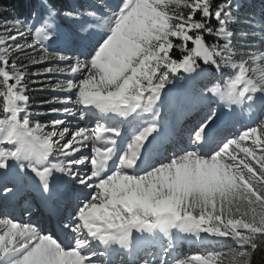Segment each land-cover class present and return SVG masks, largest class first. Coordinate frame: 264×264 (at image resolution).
<instances>
[{
    "label": "snow or ice",
    "instance_id": "6c2138e0",
    "mask_svg": "<svg viewBox=\"0 0 264 264\" xmlns=\"http://www.w3.org/2000/svg\"><path fill=\"white\" fill-rule=\"evenodd\" d=\"M27 3L0 20V264H222L209 246L233 241L228 264H252L264 25L234 31V0ZM29 84L59 93L46 111H31Z\"/></svg>",
    "mask_w": 264,
    "mask_h": 264
},
{
    "label": "rangeland",
    "instance_id": "374dc122",
    "mask_svg": "<svg viewBox=\"0 0 264 264\" xmlns=\"http://www.w3.org/2000/svg\"><path fill=\"white\" fill-rule=\"evenodd\" d=\"M93 1L97 2L96 5L99 6V7L95 6V8L98 10V12L105 11V9H104L105 8V4H110L111 2L112 3L114 2V0H89V1H86V2L91 4V5H93V3H91ZM234 3H238L240 5V8L236 11L237 22L232 27H236V29H244L245 31H249L250 32V31H252V27H251V25L245 23L246 20L252 21L254 24L255 23H260V24L264 25V0H260L258 3L257 2L250 3L248 0L247 1L234 0ZM246 12H247V15H243V13H246ZM244 17H246V18H244ZM89 20H90V18H85L84 20L81 21V25L86 28ZM256 30L260 31L261 29H256ZM33 36H34V33H33ZM249 39H252V38L249 37ZM242 43H246V41L241 40L237 36V38H236L237 58L239 56V53L241 51H243V49L240 48V45ZM41 67H43V66L42 65H35V66H33V71H35V70H37V69H39ZM34 79L44 80L45 78L44 77H40V78H34ZM51 83L55 84L56 83V79H52ZM40 87H42L41 84H29V92H30L31 102H32L31 111H34V112H36V111H39V112L46 111L48 106L44 105L43 107H38V103L40 101H42V100L50 99L52 96L59 94V93H56V92H53V91H50V90L33 91V89H38ZM251 114H253V113H251ZM246 115H248V113H245V116H244L245 119H246ZM256 117H257V114L252 118V120H255ZM42 122H45V121L42 119ZM34 200H35V198H34ZM38 202H39L38 199L36 201H33L35 207H37V203ZM43 210H44L46 215H49V212H48L47 209L43 208ZM49 223H51V222H49ZM53 226H55V227H53ZM51 228L53 229V232H55L56 229H58L56 227V223H53V224L51 223ZM237 247L238 246L233 241V242H231V244L229 246L221 247V246L217 245V246H214V247L210 248V250L211 251H215V252H223V253H225V255H223L221 257L222 264H228L229 259H230V256L228 255V253L231 250H236ZM199 254H201V253H199Z\"/></svg>",
    "mask_w": 264,
    "mask_h": 264
},
{
    "label": "trees",
    "instance_id": "16d2710c",
    "mask_svg": "<svg viewBox=\"0 0 264 264\" xmlns=\"http://www.w3.org/2000/svg\"><path fill=\"white\" fill-rule=\"evenodd\" d=\"M27 11H28L27 0H0V20L13 18L14 16H19L21 18H24L27 14ZM243 15H247V12L243 13ZM66 27H72V26L66 25ZM233 30L236 31L237 33L241 31H245L244 29H236V27H233ZM176 54L179 55L178 52ZM252 264H264V248L258 250L253 255Z\"/></svg>",
    "mask_w": 264,
    "mask_h": 264
},
{
    "label": "bare ground",
    "instance_id": "6f19581e",
    "mask_svg": "<svg viewBox=\"0 0 264 264\" xmlns=\"http://www.w3.org/2000/svg\"><path fill=\"white\" fill-rule=\"evenodd\" d=\"M86 1H89V0H86ZM91 3H93V5H92L93 7H95V6L99 7L98 5H96L97 2L93 1ZM255 115H256L255 112H253V114L246 115V119L244 117V122H250V120H252V118ZM29 195H31L33 197V201H36L37 200V198L35 197V194L34 193H29ZM34 198H35V200H34ZM33 211L35 213V218L38 219L41 222V224L43 225V227L45 229H52L51 228V223L52 224L53 223H56V218L54 216H51L50 214H49V216H46V214H45L44 210L42 209V207L41 208L39 207V209H37V207H34ZM49 222H51V223H49ZM52 231H53V229H52ZM56 231H58V229H56ZM209 247L212 248L213 246H209ZM183 251L186 252V253H190V254H199V253L204 254L203 251H202V249H200L199 247H197L195 244H193V246H191V247H189L187 249H186V245H183Z\"/></svg>",
    "mask_w": 264,
    "mask_h": 264
}]
</instances>
